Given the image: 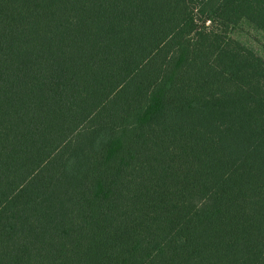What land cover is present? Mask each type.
I'll return each instance as SVG.
<instances>
[{"label":"trees","instance_id":"16d2710c","mask_svg":"<svg viewBox=\"0 0 264 264\" xmlns=\"http://www.w3.org/2000/svg\"><path fill=\"white\" fill-rule=\"evenodd\" d=\"M264 0H0V264H264Z\"/></svg>","mask_w":264,"mask_h":264},{"label":"rangeland","instance_id":"374dc122","mask_svg":"<svg viewBox=\"0 0 264 264\" xmlns=\"http://www.w3.org/2000/svg\"><path fill=\"white\" fill-rule=\"evenodd\" d=\"M230 36L257 56L264 59V32L248 22H242L230 30Z\"/></svg>","mask_w":264,"mask_h":264}]
</instances>
